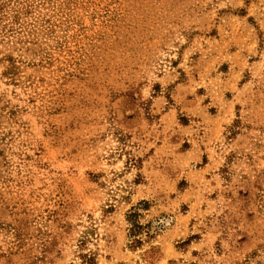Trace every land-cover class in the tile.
<instances>
[{"label": "rangeland", "instance_id": "374dc122", "mask_svg": "<svg viewBox=\"0 0 264 264\" xmlns=\"http://www.w3.org/2000/svg\"><path fill=\"white\" fill-rule=\"evenodd\" d=\"M6 1L0 264H264V0Z\"/></svg>", "mask_w": 264, "mask_h": 264}, {"label": "trees", "instance_id": "16d2710c", "mask_svg": "<svg viewBox=\"0 0 264 264\" xmlns=\"http://www.w3.org/2000/svg\"><path fill=\"white\" fill-rule=\"evenodd\" d=\"M7 7V1L0 0V23H2V21L7 17ZM3 28L5 27L3 26Z\"/></svg>", "mask_w": 264, "mask_h": 264}]
</instances>
